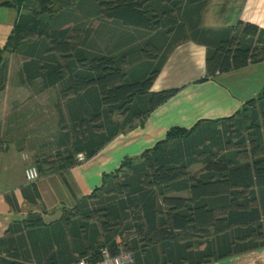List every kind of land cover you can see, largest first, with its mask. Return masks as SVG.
Here are the masks:
<instances>
[{
  "label": "trees",
  "instance_id": "16d2710c",
  "mask_svg": "<svg viewBox=\"0 0 264 264\" xmlns=\"http://www.w3.org/2000/svg\"><path fill=\"white\" fill-rule=\"evenodd\" d=\"M209 1L1 4L15 9L18 19L0 48V91L7 80L5 56L20 50L25 58L21 82L39 92L58 88L61 132L56 150L34 157L40 177L76 165L79 155L93 157L173 98L181 88L153 87L171 51L185 40L207 47L203 81L264 60L260 25L202 26ZM73 7L89 20L103 18L131 29L138 39L124 31L113 49L102 51L94 45L92 24L79 21ZM258 96L264 98V88L243 106ZM241 109L191 128L173 127L140 156L142 162L134 165L138 158L125 159L91 195L64 208L54 222L46 223L43 212H30L0 238V264H71L82 259L97 264L104 250L130 253L132 264H210L264 248V130L260 111L252 109L249 117L256 129L247 136L234 122ZM198 165L202 169H195ZM23 195L38 203L37 181ZM7 199L12 202L11 196Z\"/></svg>",
  "mask_w": 264,
  "mask_h": 264
},
{
  "label": "crops",
  "instance_id": "0c3cea01",
  "mask_svg": "<svg viewBox=\"0 0 264 264\" xmlns=\"http://www.w3.org/2000/svg\"><path fill=\"white\" fill-rule=\"evenodd\" d=\"M4 1L0 0V48L6 45L18 19L15 9L1 5ZM239 22H253L264 28V0H210L202 16L205 28H235ZM191 43L185 49L179 45L175 56H169L153 87L156 91L176 87H182L181 90L157 107L144 124L118 135L93 157L81 160L68 169L42 175L37 181L41 200L36 204L25 198L23 189L31 185L26 178L27 167L35 165V155L43 152L20 146L13 139L20 136V127L26 123L24 95L28 85L21 82L20 75L25 60L13 69L5 56L7 80L5 88L0 91V238L5 236L12 224L23 221L30 212H43L46 223L58 220L64 208L74 207L80 199L100 187L105 174L116 171L127 158H139L166 138L173 127L191 128L201 120L230 117L264 88V60L220 73L215 79L201 80L206 75L207 47ZM179 55L198 57L203 73L180 84L165 80L160 82L172 57ZM177 65L180 67L185 63L179 61ZM12 71L16 78L12 77ZM189 72L187 69L185 74ZM175 74L178 75V72L175 71ZM30 113L34 114L33 121L39 116V111L37 114L35 111ZM8 196L12 197V202H9ZM210 264H264V248Z\"/></svg>",
  "mask_w": 264,
  "mask_h": 264
},
{
  "label": "rangeland",
  "instance_id": "374dc122",
  "mask_svg": "<svg viewBox=\"0 0 264 264\" xmlns=\"http://www.w3.org/2000/svg\"><path fill=\"white\" fill-rule=\"evenodd\" d=\"M15 3V0H11ZM25 2H23L24 4ZM18 4V3H17ZM72 10L79 16V21H85L87 23L92 24L93 29H95L94 34V45L102 51L108 52L115 47L123 38L124 31H129L130 33H135L131 29H124L119 24L112 22L111 20L96 18L89 20L90 18L84 17L83 14L78 10V8L73 7ZM135 36L138 39V34L135 33ZM191 38L185 40L180 43L181 49L187 48V46L191 45L193 41ZM139 40H134L133 44L138 43ZM132 45V44H131ZM179 45L175 46L171 51L170 56H175V51L179 48ZM128 47V46H126ZM125 47V48H126ZM120 48L119 50L125 49ZM8 57V62L10 67L13 69L21 64L22 60H25L22 55V51L19 52H9L6 54ZM185 63V65H181L178 67L177 63ZM191 63V64H190ZM194 63V64H192ZM190 72L185 74L186 70ZM175 71L178 72V75L175 74ZM13 72V71H12ZM203 73L201 69V64L198 57H172V60L168 67L164 70V74L160 78L161 81H166L172 84H180L184 80L193 79L200 76ZM16 74L13 72L12 77L16 78ZM205 76L201 78L204 79ZM25 89V116L26 123L21 125V130L19 132L20 136L16 139L20 146H26L35 152H44L50 153L57 149L58 146V137L61 132V128L59 126V112L56 107V103L58 102V88H52L45 91H38L36 86H26ZM178 88V87H176ZM182 88V87H179ZM23 96V95H22ZM264 105V98L257 97L254 103L247 104L243 106L241 109V114H236L234 117V122H237L239 126L243 129L247 136H250L253 131L256 129V124L250 120L251 110L257 108L260 111V123H262V127L264 130V113L262 107ZM23 107V106H22ZM21 109V107H19ZM31 110V111H30ZM37 114L39 111V116L37 119L33 121L34 114L30 112H34ZM198 123V122H197ZM203 125H207L204 123ZM237 127V125H235ZM247 126V127H246ZM17 132H15L16 134ZM144 160L143 157L138 158L134 161V165L139 164ZM202 165L196 166L195 169H202Z\"/></svg>",
  "mask_w": 264,
  "mask_h": 264
},
{
  "label": "built area",
  "instance_id": "2783aa9c",
  "mask_svg": "<svg viewBox=\"0 0 264 264\" xmlns=\"http://www.w3.org/2000/svg\"><path fill=\"white\" fill-rule=\"evenodd\" d=\"M79 160H84L83 155H79ZM26 178L30 183L38 181L40 178V173L35 165H30L26 169ZM134 262L133 257L130 253H121L117 255L111 254L110 251H103V258L97 264H132ZM71 264H87L85 259L78 260Z\"/></svg>",
  "mask_w": 264,
  "mask_h": 264
}]
</instances>
